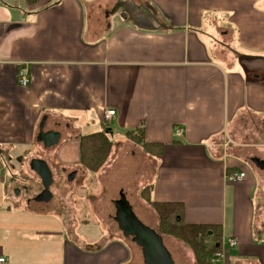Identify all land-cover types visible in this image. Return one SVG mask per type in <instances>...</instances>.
Returning <instances> with one entry per match:
<instances>
[{
  "label": "crops",
  "instance_id": "crops-1",
  "mask_svg": "<svg viewBox=\"0 0 264 264\" xmlns=\"http://www.w3.org/2000/svg\"><path fill=\"white\" fill-rule=\"evenodd\" d=\"M120 2L0 0V257L145 264L134 242L115 231L90 237L76 220L71 184L87 175L80 137L106 129L113 149L94 181L123 170L117 189L151 209L140 191L152 184L154 201L184 204L187 223L238 240L220 264H264V0H130L132 17ZM105 109L116 110L109 125ZM45 116V131L60 136L51 150L38 140ZM139 127L165 144L161 156L127 139ZM33 158L52 171L49 191ZM39 193L47 200L32 211Z\"/></svg>",
  "mask_w": 264,
  "mask_h": 264
},
{
  "label": "trees",
  "instance_id": "trees-1",
  "mask_svg": "<svg viewBox=\"0 0 264 264\" xmlns=\"http://www.w3.org/2000/svg\"><path fill=\"white\" fill-rule=\"evenodd\" d=\"M38 0H26L34 4ZM128 140L139 145L146 153L159 157L164 152L165 144L148 141L143 127L126 132ZM113 149V140L106 129L81 135L80 164L86 171L96 173L106 164ZM152 184L140 191L141 197L154 209L158 217L157 231L181 241L189 248L195 264H212L213 253L221 249L222 228L213 224H190L185 221V207L182 202H159L150 197Z\"/></svg>",
  "mask_w": 264,
  "mask_h": 264
},
{
  "label": "rangeland",
  "instance_id": "rangeland-1",
  "mask_svg": "<svg viewBox=\"0 0 264 264\" xmlns=\"http://www.w3.org/2000/svg\"><path fill=\"white\" fill-rule=\"evenodd\" d=\"M129 1L130 0H121L122 3L125 2V5L123 6L124 14H130L132 17L130 10L131 5ZM37 153L40 154V151H38ZM3 169L6 170L5 175H8L10 177L9 182L17 179V175L15 176V174L8 171L5 165ZM1 170L2 169L0 167V173ZM127 172L132 173L131 168H129ZM96 173L86 171L87 175L85 176V179L83 178V184L81 186L71 184V187L74 188V192L71 195V201L75 202L76 220H78L79 226H82V222L86 221V225L88 226L85 227V234H90L88 235L90 237H94V235L98 233L109 235L114 231L115 233H117V235L123 237V233L120 231L116 221L114 220V216L116 213V206L114 204V201H116V198L113 196L115 195L118 199L122 194L126 196L125 192L121 191L123 189L122 187H126L124 186V183H127L128 181L125 178L126 175L123 173V170H121V172H118V174L116 173L113 182H107L104 184L102 182L99 183L93 180V176H97ZM106 185L108 187H106ZM118 187H121L122 189H117ZM82 188L83 190L81 191ZM125 191L128 193L126 197L132 205L133 210L138 218L148 227L157 229L158 217L154 213L153 209L141 206L130 191H128L127 189ZM110 213H114L111 218H109ZM106 227H109L111 230ZM77 231L80 232L82 230H80L79 227ZM163 237L166 247L171 252L175 260V264H191L193 257L191 255V252L186 249V247H184L185 245H183V243L178 241V239H174L173 237L168 235H164Z\"/></svg>",
  "mask_w": 264,
  "mask_h": 264
},
{
  "label": "water",
  "instance_id": "water-1",
  "mask_svg": "<svg viewBox=\"0 0 264 264\" xmlns=\"http://www.w3.org/2000/svg\"><path fill=\"white\" fill-rule=\"evenodd\" d=\"M46 116L40 123V132L38 140L41 141L47 150L53 149L59 142L60 136L54 131H45ZM258 165L262 166V162L255 160ZM31 169L38 174L45 191H49L53 184V175L46 161L40 158H33L30 162ZM74 174L71 175V179ZM43 194L27 201V207L32 211L42 209ZM116 213L114 220L118 224L123 236L136 245L142 251L145 264H175L171 252L164 243V237L156 229L145 225L135 214L132 205L127 197L122 194L119 199L114 201Z\"/></svg>",
  "mask_w": 264,
  "mask_h": 264
},
{
  "label": "built area",
  "instance_id": "built-area-1",
  "mask_svg": "<svg viewBox=\"0 0 264 264\" xmlns=\"http://www.w3.org/2000/svg\"><path fill=\"white\" fill-rule=\"evenodd\" d=\"M18 81L22 86L27 87L30 83V73L27 67H23L19 71ZM116 115V110L114 109H105L104 110V122L106 125L111 124V121ZM181 131V130H180ZM180 133V132H179ZM246 177L245 172L235 173L230 175L228 178L230 181H240ZM238 246V240L233 237H229L222 240L221 249L215 251L211 257L212 264H220L225 261L228 250ZM0 264H7V259L5 257H0Z\"/></svg>",
  "mask_w": 264,
  "mask_h": 264
},
{
  "label": "flooded vegetation",
  "instance_id": "flooded-vegetation-1",
  "mask_svg": "<svg viewBox=\"0 0 264 264\" xmlns=\"http://www.w3.org/2000/svg\"><path fill=\"white\" fill-rule=\"evenodd\" d=\"M38 195H40V193H39ZM38 195H35V196H38ZM35 196H34V197H35ZM43 196H45V194H44ZM34 197H33V198H34ZM45 200H47V196H45V198H44V200H42L41 204H42L43 201H45Z\"/></svg>",
  "mask_w": 264,
  "mask_h": 264
}]
</instances>
